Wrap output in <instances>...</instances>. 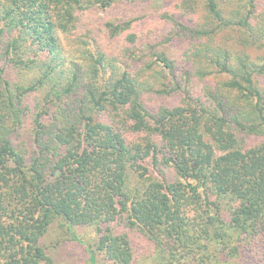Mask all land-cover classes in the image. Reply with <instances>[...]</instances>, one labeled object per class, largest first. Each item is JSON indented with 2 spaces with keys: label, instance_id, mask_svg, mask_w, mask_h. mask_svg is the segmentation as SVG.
<instances>
[{
  "label": "trees",
  "instance_id": "trees-1",
  "mask_svg": "<svg viewBox=\"0 0 264 264\" xmlns=\"http://www.w3.org/2000/svg\"><path fill=\"white\" fill-rule=\"evenodd\" d=\"M136 1L0 0V264H264V0Z\"/></svg>",
  "mask_w": 264,
  "mask_h": 264
},
{
  "label": "rangeland",
  "instance_id": "rangeland-1",
  "mask_svg": "<svg viewBox=\"0 0 264 264\" xmlns=\"http://www.w3.org/2000/svg\"><path fill=\"white\" fill-rule=\"evenodd\" d=\"M118 1L119 2L108 11L100 10L98 7L94 6L84 10L82 13V33H85V31H91V29V33L93 32L88 38L89 47L95 45L98 41L96 44L97 46L108 47L112 50L117 43H114L111 39L109 40L108 34L110 35V31L107 28V24H118L121 21H134L138 17H143L156 11L160 4V1H157L158 3L155 1H144L139 3L136 0ZM172 45H177V43H172ZM173 50L174 48L168 49V46L165 48V52H171ZM249 53L251 54L252 51ZM253 54L256 55L255 52H253ZM59 233V231L52 227L51 231L44 239L47 252L52 257L54 264H90L85 250L86 245L84 246V244L78 242L59 239ZM76 236L79 242L85 244L86 242H91V239L94 238V235L89 228L77 229ZM63 238L69 239L67 236ZM136 247L139 250V256L142 253L145 254L146 248L141 243L136 244ZM96 264L106 263L98 260Z\"/></svg>",
  "mask_w": 264,
  "mask_h": 264
}]
</instances>
